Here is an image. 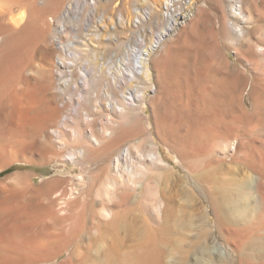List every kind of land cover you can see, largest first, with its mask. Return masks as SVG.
<instances>
[{
	"label": "bare ground",
	"instance_id": "6f19581e",
	"mask_svg": "<svg viewBox=\"0 0 264 264\" xmlns=\"http://www.w3.org/2000/svg\"><path fill=\"white\" fill-rule=\"evenodd\" d=\"M64 6L0 0V264H164L188 218L228 251L199 264H264V0H214L117 52L65 42Z\"/></svg>",
	"mask_w": 264,
	"mask_h": 264
},
{
	"label": "rangeland",
	"instance_id": "374dc122",
	"mask_svg": "<svg viewBox=\"0 0 264 264\" xmlns=\"http://www.w3.org/2000/svg\"><path fill=\"white\" fill-rule=\"evenodd\" d=\"M65 2L64 13L60 16L58 22H54L56 27L65 28V42L75 41L93 45L95 34L99 35L100 43L111 44L114 52L118 50L121 42H127L134 46L139 45V41L143 38L147 43L163 33L169 24L170 16L177 18V29L183 25L182 17L189 21L193 15L197 14L198 8L209 9L213 5L214 0H62ZM200 1V2H199ZM176 13V14H175ZM179 13V15H178ZM189 19V20H188ZM216 22V23H215ZM216 25V26H215ZM64 26V27H63ZM208 26L220 28L218 20L212 23H207ZM173 38L178 40V31L168 39ZM167 41V42H168ZM226 44V45H225ZM225 45V46H224ZM221 49L236 62L234 52L231 51L227 43L220 44ZM99 49H97V52ZM101 51V50H100ZM102 51H104L102 49ZM93 55V53H92ZM91 55V56H92ZM245 103L250 105L249 96L245 98ZM145 125L151 129L152 110L148 105L141 106ZM165 157L173 163L177 164V159L174 155H170L168 151L161 146ZM63 167L62 164H52L47 166H29L27 169L30 172L37 173L39 183L42 182V177L48 178L56 173H59ZM17 168L7 171L5 174L15 172ZM66 172L76 175L81 171V168L74 164H67ZM191 222H190V221ZM187 221V220H186ZM182 225L184 228H196V233L179 230L178 241L176 244H181L180 247H172L166 255L164 264H199L201 255H196V250L199 252H207L212 248L211 241L215 242L216 248L214 252H221L223 256L228 254L227 247L221 240L216 239V236L207 234L210 227L204 221L192 220L188 218V223ZM192 223V224H191ZM183 224V222H182ZM190 224V225H188ZM188 225V226H187ZM197 225V226H196ZM184 232V233H183ZM184 234V235H183ZM189 237V238H188ZM179 238L181 239L179 241ZM182 242V243H181ZM187 242V243H186ZM186 245V246H185ZM213 249V248H212ZM195 250V251H194ZM61 260V259H60ZM199 261V262H198ZM202 262V259H201ZM52 264H57L54 262Z\"/></svg>",
	"mask_w": 264,
	"mask_h": 264
}]
</instances>
